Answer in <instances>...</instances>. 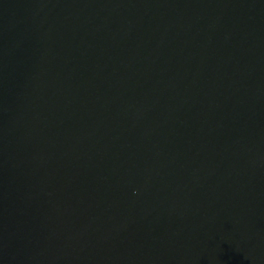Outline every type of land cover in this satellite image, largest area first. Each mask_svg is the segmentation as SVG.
Returning <instances> with one entry per match:
<instances>
[{"label":"water","instance_id":"obj_1","mask_svg":"<svg viewBox=\"0 0 264 264\" xmlns=\"http://www.w3.org/2000/svg\"><path fill=\"white\" fill-rule=\"evenodd\" d=\"M0 264H264V0H0Z\"/></svg>","mask_w":264,"mask_h":264}]
</instances>
